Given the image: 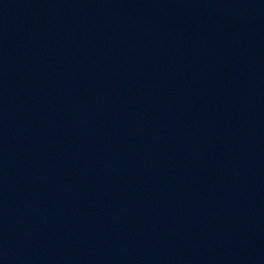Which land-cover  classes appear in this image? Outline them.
I'll use <instances>...</instances> for the list:
<instances>
[{"label": "water", "instance_id": "water-1", "mask_svg": "<svg viewBox=\"0 0 264 264\" xmlns=\"http://www.w3.org/2000/svg\"><path fill=\"white\" fill-rule=\"evenodd\" d=\"M0 264H264V0H0Z\"/></svg>", "mask_w": 264, "mask_h": 264}]
</instances>
